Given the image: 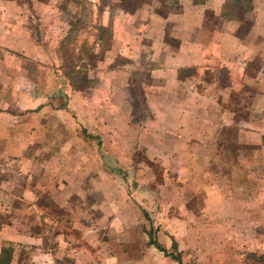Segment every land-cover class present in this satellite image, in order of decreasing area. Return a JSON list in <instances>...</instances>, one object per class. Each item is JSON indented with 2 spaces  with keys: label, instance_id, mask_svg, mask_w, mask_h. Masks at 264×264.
<instances>
[{
  "label": "crops",
  "instance_id": "crops-1",
  "mask_svg": "<svg viewBox=\"0 0 264 264\" xmlns=\"http://www.w3.org/2000/svg\"><path fill=\"white\" fill-rule=\"evenodd\" d=\"M252 3L227 17L225 0H0L8 264H122L123 254L127 264H264V0ZM87 14L91 43L101 45L99 26L112 36L98 88L114 103H86L59 65L61 42ZM111 157L128 183L113 179ZM155 163L160 181L140 179ZM91 197L101 202L92 219ZM157 205L179 211L156 216ZM149 211L161 219L153 241L138 222Z\"/></svg>",
  "mask_w": 264,
  "mask_h": 264
},
{
  "label": "rangeland",
  "instance_id": "rangeland-1",
  "mask_svg": "<svg viewBox=\"0 0 264 264\" xmlns=\"http://www.w3.org/2000/svg\"><path fill=\"white\" fill-rule=\"evenodd\" d=\"M90 22H91V16H89L88 14L85 15L81 19V21L76 23V25H75L76 29L73 32H71L69 35L65 36V38L61 42V45L59 46L58 51H57L58 55L61 59L59 65H60V68H61L63 74L65 73L69 77L70 85L76 89L82 88L83 93L86 96V103L87 102L91 103V106H92V103H95L96 101H100V100H103V101L105 100L106 103H114V99L116 98V96L114 94L109 93L108 90H105V92H102V91L100 92V90H99L100 88H98V87H104L105 78H102L103 74L101 73V71L103 69L107 70L106 68H100L99 67V61L104 58L105 51L107 49L111 48V45L113 43L112 36L108 35L109 34V31H108L107 34H105V38L102 39V41L100 43L101 44L100 47L95 46L94 45L95 43L94 44L91 43V40H92L91 29H89ZM81 27L83 30L80 29ZM95 42H97V40H95ZM119 57L125 58V55H120ZM111 67H112V65H111ZM86 76L88 77V79H84V78H86ZM141 80H143V79H138L136 81L139 82ZM31 81H33V80H27V87L29 85L36 87V85H33L31 83ZM55 82H56L55 79L49 80V84H54ZM65 82L66 81L61 82L62 87L65 86V85H63V83H65ZM57 86H58V83L56 84V87ZM134 86H135V84H134ZM95 89H98V91L100 92L98 95H97V91L95 92ZM44 90H46V92L48 90H51L50 85L47 88H44ZM137 92L140 93V90H137ZM136 95L138 96L139 101H140V99H142L141 94H136ZM57 102L61 103V101H59L56 98V103ZM135 102L138 104L136 98H135ZM141 104H142V107H140V108H141V116H142L143 114H146V111L144 109L142 100H141L140 105ZM88 137L91 138L90 136H88ZM48 162H49V160H42V164H43L42 171L45 170V172L42 174V177H41L42 179L40 181L41 183H43V182L48 183V181H49V175H48L49 171H47V170H49ZM62 162H63V165L66 164V160H61V164H62ZM76 162L80 163V161L77 159H76ZM107 164L109 166H112L111 170L113 172V174H112L113 179H117L119 182H122V183H124V180H125V183L129 182L128 181V177H129L128 171H126V169H123L122 167H115L114 166V159L112 157H111V163H107ZM113 167L116 169L117 172L113 169ZM151 167L152 168L147 167L146 164H144L143 170L145 171V173L139 175L140 179L143 180L146 178L147 182H149V183L160 181L158 177H156V179L151 177V175H158V173L161 172L159 170V166L155 163ZM149 173H150V177H149ZM58 179H59L58 185L59 184L63 185L64 180H65L64 176L60 177V175H59ZM144 184H147V183H144ZM43 185H44V183H43ZM43 190H42V193H44ZM126 192H127V195L129 196L130 192H129L128 188H127ZM163 193H164V191H163ZM192 193H193V191L189 192V194L191 195L190 197L193 196ZM79 195H81V194H79ZM64 196H66V195L64 194ZM69 197L72 198L74 196H72L69 193ZM43 198H46V197L43 196L42 199ZM66 199H67V197H66ZM64 200H65V197H64V199L62 198V200H60L58 203L60 204V202H62ZM78 200H79L78 203H79V209H80V204L82 205L81 198L78 197ZM89 202H90L89 203L90 209L88 211L89 218L92 219V218L98 217L101 213L99 214L100 211L96 212V210H99V207H96V206L101 205V202L93 201L92 197H91V199H89ZM194 203H200V198L198 200L193 199L192 204H194ZM106 207H108V203H106ZM108 208L110 209V207H108ZM194 208L195 207L193 205H192V207L191 206L188 207V209H194ZM56 209H57L59 214L61 212L65 213V210H62L59 207V205H57ZM173 210H175L176 213L179 211L177 208H172V207L171 208H165V207L162 208V207H160V205H157V207H154L150 211L156 212L155 215L161 217L162 215L173 214ZM150 211L147 214H143V212H141L142 216H141V218L138 219V222L140 221V224H142L145 231H147L148 239L149 240L151 239L153 241V239L155 240V238H154L155 232H157V230H158V229L155 230V226H157V228H159L161 226V223H160L161 219H160V217H158V224H157L156 219L151 217L153 214H149ZM186 212L188 215H190V218H192V216L194 215L193 210L188 211L186 209ZM67 216L66 217L63 216V219L66 221V218H67V222H70L69 221L70 217L69 216L67 217ZM117 218L120 221V218L119 217H117ZM125 218H127V216L122 214V219L124 220ZM151 223L153 224L152 226H151ZM63 224H65V223L63 222ZM67 225H68V223H67ZM124 225H125V223H124ZM124 225H123L122 230H125ZM126 230L130 231L128 226H126ZM149 230H150V233H149ZM142 236H146L145 233L142 234ZM138 239H139V237H138ZM107 242H110L112 244L111 241L107 240ZM142 243L143 242L141 241V239L138 240L139 246L142 245ZM108 246H109V244H108ZM4 247L9 248L11 250L10 251V256H11V253L13 251L11 244H9L7 246L5 245ZM171 252H172V254L177 253L176 251H171ZM123 255L121 258L122 264L129 263V255L128 254L124 255V256ZM7 257L8 256H6V258ZM109 261L110 260L108 258H107V260L101 259V260H99V263L100 264H108ZM125 262H127V263H125Z\"/></svg>",
  "mask_w": 264,
  "mask_h": 264
},
{
  "label": "trees",
  "instance_id": "trees-1",
  "mask_svg": "<svg viewBox=\"0 0 264 264\" xmlns=\"http://www.w3.org/2000/svg\"><path fill=\"white\" fill-rule=\"evenodd\" d=\"M198 1V0H197ZM253 8L252 0H225V12L224 16L233 17L236 16V13H245L247 11H251ZM81 21L80 18H77L75 23ZM108 28L99 26L97 28V34L95 40H100L105 38V34H107ZM109 35V34H108ZM107 35V36H108ZM10 249L3 247L0 255V264H8L10 261ZM6 256H8L6 258ZM179 259V258H178ZM177 259V260H178Z\"/></svg>",
  "mask_w": 264,
  "mask_h": 264
}]
</instances>
